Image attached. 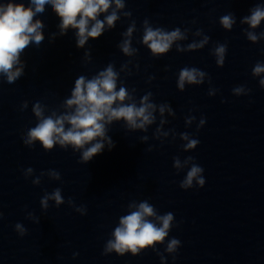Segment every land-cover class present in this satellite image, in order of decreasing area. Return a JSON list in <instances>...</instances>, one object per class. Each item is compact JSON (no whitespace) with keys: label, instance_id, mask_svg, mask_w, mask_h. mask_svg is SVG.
<instances>
[{"label":"clouds","instance_id":"1","mask_svg":"<svg viewBox=\"0 0 264 264\" xmlns=\"http://www.w3.org/2000/svg\"><path fill=\"white\" fill-rule=\"evenodd\" d=\"M46 4H50L54 12L60 18V34H66L69 28L76 30L77 47L82 48L85 43L91 39L99 38L105 24L109 28L114 27V22L119 18L117 12L113 10L110 14L104 16V19H98L103 13H108L112 0H30L29 5L17 3L14 0H8L7 3H0V73L7 76L9 83L14 82L22 75V68H15L19 64L20 54L35 42L39 45L43 39L41 29L43 22L34 17L44 12ZM116 8H123L121 0H115ZM264 19V8L257 6L250 17H245L251 27L255 28ZM221 23L225 28H231L234 23L231 15H225L221 18ZM132 28L128 29L131 34ZM180 37L179 29L170 33L161 29L147 28L143 36V42L151 49L153 54H164L173 40ZM249 39L256 40V37L249 33ZM125 54L130 53L129 42L125 41L122 45ZM190 47H194L190 46ZM217 54L222 57L225 51L224 46L217 48ZM218 63H222L218 61ZM255 74L264 72V67L259 64L254 69ZM197 74L201 77L204 73L196 68H183L180 71V87L187 80L189 83H199ZM117 73L109 65L104 71L99 72L92 79H86L80 76L75 80V87L72 90L71 98L67 99L66 105L74 109L71 113L63 114L55 119L51 116L43 119L39 124L28 132L29 139L26 143L31 144L39 141L45 149H52L55 144L61 147L72 145L75 149H83L82 161L89 162L94 156L102 153L104 140L107 139L109 147H114L110 138L106 137V124L114 120H123L130 129H144L146 124L152 123L149 108L153 105L145 103L147 96L141 101V106L137 107L134 103L126 104L128 99L126 88H117ZM264 85V80L261 81ZM237 91H240L237 89ZM113 105H116L113 107ZM37 116L42 115V109L37 104L33 108ZM163 112V108H161ZM65 123L70 127L65 129ZM99 138V139H98ZM184 134V139H187ZM199 144V140L191 139L185 146L186 149H193ZM90 145L89 147H85ZM189 159H193L189 157ZM176 167H179V161H176ZM203 168L193 164L187 172L186 179L181 183V188H190L194 178L203 172ZM57 178H58V174ZM201 188L205 185L203 177L197 179ZM45 197L41 203L47 207ZM57 204L63 202L60 189H56L51 196ZM134 205H130L133 207ZM136 210L130 214L124 215L119 219V226L113 232L114 240H109L106 251L115 250L123 255L130 251L133 255L138 254L140 249L152 246L162 242L168 235L170 223L173 220V214L167 213L159 217L160 227L148 219L155 215L153 206L147 201L141 202L135 206ZM21 228L20 225H16ZM180 241L173 238L168 244L167 250L173 251Z\"/></svg>","mask_w":264,"mask_h":264}]
</instances>
